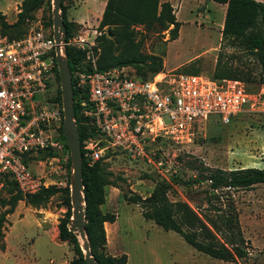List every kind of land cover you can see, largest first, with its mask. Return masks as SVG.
Here are the masks:
<instances>
[{
	"label": "rangeland",
	"instance_id": "1",
	"mask_svg": "<svg viewBox=\"0 0 264 264\" xmlns=\"http://www.w3.org/2000/svg\"><path fill=\"white\" fill-rule=\"evenodd\" d=\"M106 0H62L65 17L73 23L68 40L72 46L80 39L82 47H91L94 62L99 54L96 29ZM168 1L180 26L177 37L167 39V31L151 33L141 25L133 26L134 39L140 41L138 52L161 57L162 70L181 73H204L212 75L218 54L228 58L233 66H239L246 90L259 98V109L240 111L222 123L217 115L195 124L191 142L181 145L164 144L156 159L161 165L142 159L129 160L123 154L107 152L101 159L102 167L110 172L111 180L127 194L145 197L152 190L154 182L170 184V200H180L192 207L206 224L215 231L219 241L232 238L247 251L245 258L222 261L196 251L175 232L164 230L150 220L142 218L134 203L121 197L114 209L115 222L106 229L105 251L111 255L125 253L126 264H264V184L250 189H210L205 180L209 172L241 167H255L264 170V68L251 55L242 53L221 39L225 5L212 0H159ZM264 3V0H259ZM13 0L10 10L5 8L7 0H0V12L5 20L12 22L19 5ZM16 6V8H15ZM61 14V9L59 10ZM51 21V4L46 2L28 24L40 23L46 26ZM27 24V25H28ZM235 56V57H234ZM92 57L84 54L81 67H88ZM240 60V61H239ZM148 75V73H147ZM57 90L59 92L57 93ZM50 94V92H48ZM51 95L61 105L58 79L53 83ZM59 96V99L57 98ZM52 153H38L29 159V170L41 173L48 182L59 188L70 185V164L59 159L51 162ZM199 180V181H195ZM189 181V183H185ZM59 191L49 197L40 207H32L18 201L13 208L14 215L7 214L3 223V238L0 239V264H67L75 255L72 245L57 236V224L67 210L65 192ZM7 196L0 190V198ZM69 207L70 202H69ZM1 209V208H0ZM103 210V208H102ZM223 213L236 217L237 228L224 225ZM24 215L29 222L23 228L15 219ZM39 224H37V219ZM42 228V229H41ZM79 244L81 240L77 237Z\"/></svg>",
	"mask_w": 264,
	"mask_h": 264
},
{
	"label": "built area",
	"instance_id": "2",
	"mask_svg": "<svg viewBox=\"0 0 264 264\" xmlns=\"http://www.w3.org/2000/svg\"><path fill=\"white\" fill-rule=\"evenodd\" d=\"M75 42L92 57L91 44H85L86 51L82 39ZM54 47L51 26L40 23L28 24L19 38L0 34V189L6 177L23 194H32L48 182L29 170V159L50 152L51 168L52 161L68 158L58 134L61 106L51 95ZM88 68L70 73L78 92L73 102L92 130L82 141L87 165L103 160L107 152L152 162L150 157L159 153L153 147L191 142L195 124L209 115L227 123L236 113L260 105L237 78L160 70L142 79L129 66L97 70L93 57ZM152 163L161 165L160 160Z\"/></svg>",
	"mask_w": 264,
	"mask_h": 264
},
{
	"label": "trees",
	"instance_id": "3",
	"mask_svg": "<svg viewBox=\"0 0 264 264\" xmlns=\"http://www.w3.org/2000/svg\"><path fill=\"white\" fill-rule=\"evenodd\" d=\"M49 1L21 0L15 13V19L12 22H7L4 14L0 12V34L5 35L8 39L21 37L36 11ZM212 1L225 5L220 30L221 39L231 46L239 48L242 53L253 56L258 64L264 68V3L259 0ZM60 9L64 25V42H67L73 31V23L66 19L65 10L61 3ZM45 23L47 27L51 26L49 19ZM136 25L143 26L146 31L151 33L167 31L165 41L168 42L177 37L180 23L168 1L106 0L96 26L99 32L96 41L100 49L95 60L97 70H106L115 66H129L133 69L134 74L142 79H146L162 70L160 56L138 52L140 41L134 39L133 31V26ZM63 54L71 74L76 69L80 71L89 69L80 66L85 50L64 44ZM239 66L242 65L233 66L228 58L222 59L219 53L211 76L214 78L231 77L244 80L245 77L241 75ZM53 70L55 79H58L56 66ZM70 80L73 100H75L78 92L74 87L73 78L71 77ZM58 92L59 90H57ZM57 98L59 99V96ZM73 118L79 136L82 195L86 220L84 232L89 250L97 264H126L127 256L125 253L111 255L105 251V232L108 227L112 226L115 214L102 212L100 209V205L104 203L103 187L105 185L118 187L110 179L112 174L100 164L101 159L91 165L86 164L83 157L82 141L92 135V130L79 112L78 103L75 101L73 102ZM58 134L65 147H67L61 128H59ZM164 144L166 143L162 145ZM67 162L69 165V157ZM205 180L209 181L208 186L210 189L223 187L246 190L256 184H264V170L255 167H241L230 170L216 168L209 172ZM185 183H189V181ZM170 188L169 183L156 181L152 190L145 197L134 193L127 194L126 191L118 189L121 191V197L124 201L138 206L142 218L152 221L164 230L177 233L185 243L196 251L222 261H234L247 256V251L234 242L232 238H224L222 242L219 241L215 236V231L186 202L170 200L168 198ZM0 190H4L7 194V196L0 198V239H2V229L6 215L12 213L18 201H23L32 207H40L48 201L49 197L61 191L62 188L51 184L32 194H23L12 179L5 177ZM62 191L66 194L64 201L67 210L63 218L58 220L57 236L60 240L67 241L72 245L75 256L67 264H86L82 259L77 234L68 230L70 217L68 188H64ZM222 218L224 225L227 226L226 228L233 236L231 229L237 228L236 217L223 213L220 216V219ZM104 222L109 223L103 226ZM231 225L233 226L231 227ZM236 232L239 234L238 229H236Z\"/></svg>",
	"mask_w": 264,
	"mask_h": 264
},
{
	"label": "water",
	"instance_id": "4",
	"mask_svg": "<svg viewBox=\"0 0 264 264\" xmlns=\"http://www.w3.org/2000/svg\"><path fill=\"white\" fill-rule=\"evenodd\" d=\"M60 3L61 0H50L51 31L52 38L55 42L54 60L57 70L61 100V132L67 145L70 164L69 202L71 209L68 220V230L75 232L77 237L81 240V244H79V246L84 262L86 264H97L96 260L91 255L84 232L86 220L82 195L83 185L81 179L80 145L77 125L73 118V92L70 82V72L63 54V46L61 45L64 42V25L59 11Z\"/></svg>",
	"mask_w": 264,
	"mask_h": 264
},
{
	"label": "crops",
	"instance_id": "5",
	"mask_svg": "<svg viewBox=\"0 0 264 264\" xmlns=\"http://www.w3.org/2000/svg\"><path fill=\"white\" fill-rule=\"evenodd\" d=\"M21 0H19L18 3H20ZM13 4V0H7V3L5 4V8H7L8 10H10V8L12 7ZM225 7V6H224ZM16 8V6H15ZM4 13V12H1ZM104 190V203L100 205V209L102 212H110V213H114V209L117 206V203L119 202V200H113L114 196L116 197V199L119 198V193L115 192V187L111 186V185H105L103 187ZM23 202V201H22ZM103 208V210H102ZM11 215H14V211H12V213H10ZM115 218H116V214H115ZM39 220L41 221L42 218L37 219V224H39ZM16 222L20 223V226L23 228V226H26L27 223L29 222V218L28 216L24 215L22 217H18L17 214V218L15 219ZM116 220H114L112 222V224L115 222ZM109 222H104L103 226H105V224H107ZM42 229V228H41ZM105 231V229H104Z\"/></svg>",
	"mask_w": 264,
	"mask_h": 264
}]
</instances>
